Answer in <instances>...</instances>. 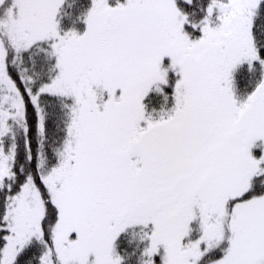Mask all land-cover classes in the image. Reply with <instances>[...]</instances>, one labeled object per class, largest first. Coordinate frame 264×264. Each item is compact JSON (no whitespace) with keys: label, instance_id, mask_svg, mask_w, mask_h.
<instances>
[{"label":"snow or ice","instance_id":"1","mask_svg":"<svg viewBox=\"0 0 264 264\" xmlns=\"http://www.w3.org/2000/svg\"><path fill=\"white\" fill-rule=\"evenodd\" d=\"M0 264H264V0H0Z\"/></svg>","mask_w":264,"mask_h":264}]
</instances>
